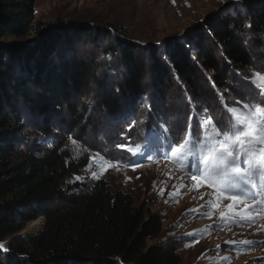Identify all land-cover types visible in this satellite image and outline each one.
<instances>
[{"label": "trees", "instance_id": "trees-1", "mask_svg": "<svg viewBox=\"0 0 264 264\" xmlns=\"http://www.w3.org/2000/svg\"><path fill=\"white\" fill-rule=\"evenodd\" d=\"M36 2L0 0V244L40 217L45 227L14 237L0 249V264H181L174 247L148 244L162 231L159 213L137 207L129 192H112L107 179L87 189L69 183L90 158L69 152L68 134L83 137L90 111L113 116L121 100L151 86L163 97L177 81L203 97L211 72L227 87L215 50L234 69L251 64L241 32L264 29V4L211 16L179 40L146 47L113 24L36 23ZM37 135L55 138L48 146Z\"/></svg>", "mask_w": 264, "mask_h": 264}, {"label": "rangeland", "instance_id": "rangeland-1", "mask_svg": "<svg viewBox=\"0 0 264 264\" xmlns=\"http://www.w3.org/2000/svg\"><path fill=\"white\" fill-rule=\"evenodd\" d=\"M259 3L264 4V0H37L35 21L105 27L113 24L135 43L159 47L165 42L179 40L206 18L235 12L244 15L246 6L257 7ZM262 28L256 30L247 25L241 32L243 42L255 54L254 60L244 69L226 65L221 59V51L215 50L227 87L212 82L211 72L206 73L208 79L204 86L208 90L203 97L193 95L177 81L171 90H165L163 97L151 86L139 99L121 100L115 106L113 116L90 111L93 124L83 137L68 134L69 152L76 157L90 158L88 165L73 175L69 183H81L87 189L96 180L104 178L112 192H129L137 207L146 204L151 212L159 213L162 231L148 244L174 247L181 256V264H264V206L250 213L254 217L252 223L225 222L220 213L227 211V205L232 201L219 197L218 186L210 187L199 178L193 180L183 162L178 161L169 148V145L174 147L189 138L191 116L194 117L191 139L197 141L202 154L211 155V143L203 140L204 133L198 127L200 120L210 118L220 128L230 123L229 108L245 111V103L264 105V97L253 84L254 80L264 78ZM31 37H6L2 42H22ZM257 37L261 38L262 44L253 40ZM106 62L115 72L113 61L107 58ZM256 73L260 77L255 76ZM210 85L214 88L210 89ZM93 94L89 90L87 102ZM53 138V135H37V140H46L48 146ZM205 143L207 148L202 147ZM128 148L137 153L143 149L144 156H134ZM149 156L152 158L148 159ZM93 172L99 178H92ZM259 199L241 198L239 211L244 212L246 206L256 204ZM36 221L41 226L22 233L29 223L20 232V237L37 234L45 227L44 217ZM12 239L1 243L3 250ZM245 240L254 243H243Z\"/></svg>", "mask_w": 264, "mask_h": 264}, {"label": "snow or ice", "instance_id": "snow-or-ice-1", "mask_svg": "<svg viewBox=\"0 0 264 264\" xmlns=\"http://www.w3.org/2000/svg\"><path fill=\"white\" fill-rule=\"evenodd\" d=\"M254 75L260 77L259 73ZM262 83L264 78L253 81L259 89V95L264 97ZM243 109L245 111L229 108L230 123L220 128H217L210 118L199 121L198 127L204 133L203 140L211 143V155L202 154L197 147V141L191 139V121L194 119L191 116L189 138L174 147L169 145L176 159L183 162L185 169L191 173L193 180L199 178L210 187L218 186L219 197L232 201L227 205V211L221 212L220 215L225 222L235 224L252 223L254 217L250 213L255 208L264 206V105L245 103ZM202 147L207 148L208 144L205 143ZM137 148H140V145H137ZM128 151L134 156H144L143 149L139 153L134 152L132 148H128ZM135 163L136 161H133V164ZM92 178H99L96 172L92 173ZM257 197L260 199L256 204L246 206L244 212L239 211L241 198ZM188 235L194 236V233ZM226 243L235 244L237 241ZM243 243L254 242L245 240ZM2 248L3 245L0 244V249Z\"/></svg>", "mask_w": 264, "mask_h": 264}, {"label": "bare ground", "instance_id": "bare-ground-1", "mask_svg": "<svg viewBox=\"0 0 264 264\" xmlns=\"http://www.w3.org/2000/svg\"><path fill=\"white\" fill-rule=\"evenodd\" d=\"M38 224H39L38 221L31 222L30 225L25 230L22 231V233H24L26 230L31 231L35 227L39 228L41 225H38Z\"/></svg>", "mask_w": 264, "mask_h": 264}, {"label": "water", "instance_id": "water-1", "mask_svg": "<svg viewBox=\"0 0 264 264\" xmlns=\"http://www.w3.org/2000/svg\"><path fill=\"white\" fill-rule=\"evenodd\" d=\"M20 236H22V234L21 233H18V234H16L15 236H13L12 238H14V237H20ZM11 238V239H12Z\"/></svg>", "mask_w": 264, "mask_h": 264}]
</instances>
